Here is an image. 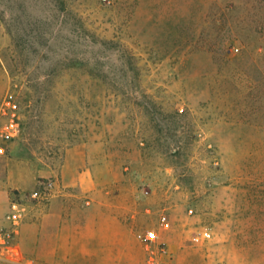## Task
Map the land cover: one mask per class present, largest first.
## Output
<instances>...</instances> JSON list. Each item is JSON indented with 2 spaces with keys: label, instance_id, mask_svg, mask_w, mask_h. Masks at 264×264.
I'll return each mask as SVG.
<instances>
[{
  "label": "rangeland",
  "instance_id": "374dc122",
  "mask_svg": "<svg viewBox=\"0 0 264 264\" xmlns=\"http://www.w3.org/2000/svg\"><path fill=\"white\" fill-rule=\"evenodd\" d=\"M0 228V264H264V0H0Z\"/></svg>",
  "mask_w": 264,
  "mask_h": 264
},
{
  "label": "built area",
  "instance_id": "2783aa9c",
  "mask_svg": "<svg viewBox=\"0 0 264 264\" xmlns=\"http://www.w3.org/2000/svg\"><path fill=\"white\" fill-rule=\"evenodd\" d=\"M21 219H22V210L18 207L17 203H14L12 205L11 212L7 216V220L13 226H17ZM146 237L149 241H154L156 239V235L154 232H149ZM4 238H5L4 233H3L2 229L0 228V246L5 244Z\"/></svg>",
  "mask_w": 264,
  "mask_h": 264
},
{
  "label": "crops",
  "instance_id": "0c3cea01",
  "mask_svg": "<svg viewBox=\"0 0 264 264\" xmlns=\"http://www.w3.org/2000/svg\"><path fill=\"white\" fill-rule=\"evenodd\" d=\"M56 218V217H55Z\"/></svg>",
  "mask_w": 264,
  "mask_h": 264
}]
</instances>
